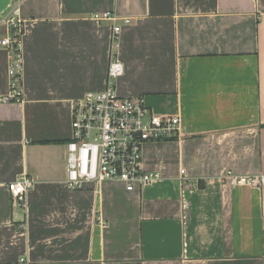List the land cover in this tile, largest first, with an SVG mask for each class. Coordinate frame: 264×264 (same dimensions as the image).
<instances>
[{"label":"crops","instance_id":"1","mask_svg":"<svg viewBox=\"0 0 264 264\" xmlns=\"http://www.w3.org/2000/svg\"><path fill=\"white\" fill-rule=\"evenodd\" d=\"M19 1L21 101H3L13 52L0 45V264H264V186L221 178L264 174V0ZM16 3L0 0V18ZM113 59L118 94L178 115L180 136L147 142L153 184L73 189L72 106L106 87ZM24 177L16 206L8 185Z\"/></svg>","mask_w":264,"mask_h":264},{"label":"built area","instance_id":"2","mask_svg":"<svg viewBox=\"0 0 264 264\" xmlns=\"http://www.w3.org/2000/svg\"><path fill=\"white\" fill-rule=\"evenodd\" d=\"M10 13L0 18L12 31L0 39V45L10 49L13 57L9 64L10 93L5 102L21 101L18 87L24 70L21 37L26 26L20 15L21 1ZM97 20L118 21L112 12L96 13ZM125 24L131 22L124 18ZM114 38L122 33V26L112 27ZM124 74V64L111 60L108 83L104 89L86 92L72 106V137L66 143L67 184L73 189H82L88 183L119 182L128 192L146 187L162 179L159 172L145 171L144 148L147 142H159L180 136L181 118L157 115L148 111L142 97H123L118 94L115 82ZM184 173V171H182ZM232 186H264V174L239 175L231 169L221 177ZM35 181L21 178L10 183L8 189L17 206H26L27 192Z\"/></svg>","mask_w":264,"mask_h":264}]
</instances>
